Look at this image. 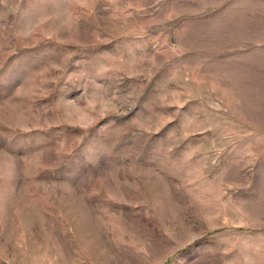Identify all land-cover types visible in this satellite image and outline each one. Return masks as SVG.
<instances>
[{
    "label": "rangeland",
    "instance_id": "1",
    "mask_svg": "<svg viewBox=\"0 0 264 264\" xmlns=\"http://www.w3.org/2000/svg\"><path fill=\"white\" fill-rule=\"evenodd\" d=\"M0 264H264V0H0Z\"/></svg>",
    "mask_w": 264,
    "mask_h": 264
}]
</instances>
